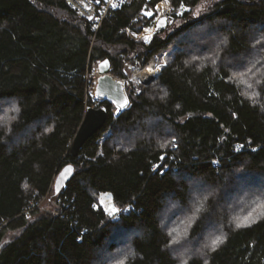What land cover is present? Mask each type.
Masks as SVG:
<instances>
[{
	"label": "trees",
	"instance_id": "16d2710c",
	"mask_svg": "<svg viewBox=\"0 0 264 264\" xmlns=\"http://www.w3.org/2000/svg\"><path fill=\"white\" fill-rule=\"evenodd\" d=\"M126 1L94 33L67 0H0V264H118L109 255L125 246L124 264H264V0H170L183 13L149 45L124 29L149 25L142 11L161 0ZM164 51L148 87L126 81L128 109L99 104L106 123L72 157L94 105L93 63L108 59L127 80L129 66ZM67 165L74 174L55 193ZM187 179L216 188L194 219L174 217L188 207ZM102 193L119 215L99 205ZM166 210L189 220L179 245L162 226ZM210 233L224 237L215 251Z\"/></svg>",
	"mask_w": 264,
	"mask_h": 264
},
{
	"label": "water",
	"instance_id": "95a60500",
	"mask_svg": "<svg viewBox=\"0 0 264 264\" xmlns=\"http://www.w3.org/2000/svg\"><path fill=\"white\" fill-rule=\"evenodd\" d=\"M163 21V23H161ZM168 17H161L157 23L155 30L158 31L166 27ZM99 77L95 86L94 95L100 98L102 102L106 101L111 103L116 109V116L124 110L128 109L130 102L126 93V81L116 78L112 75L111 65L108 59H105L97 64ZM151 79L144 83L149 85ZM126 101V104H125ZM101 102V103H102ZM108 117L107 107L103 104L98 107L87 106L83 120L76 131L69 152L72 157H77L80 149L85 142L97 133L106 123ZM70 168L71 172H65V169ZM63 173V175H61ZM74 174V167L72 165L65 166L56 176L54 180L55 193H58L66 184L71 180ZM111 216V215H110Z\"/></svg>",
	"mask_w": 264,
	"mask_h": 264
},
{
	"label": "rangeland",
	"instance_id": "374dc122",
	"mask_svg": "<svg viewBox=\"0 0 264 264\" xmlns=\"http://www.w3.org/2000/svg\"><path fill=\"white\" fill-rule=\"evenodd\" d=\"M168 3H170V0H169V2ZM170 5H171V3H170ZM160 6V5H159ZM173 9H174V7H172ZM158 9V8H157ZM176 10L174 9L173 10V12H175ZM145 12H150L149 11V9H146L145 10ZM171 13V12H170ZM177 15H181L182 13H183V11H181V9H179V10H177L176 12H175ZM160 15V14H159ZM170 15H173V14H167L165 17H167V16H170ZM158 16V15H157ZM160 16H162L163 17V15H160ZM145 17V16H144ZM147 18V17H146ZM140 43H142V42H140ZM143 44V43H142ZM163 53H165V58H164V63L162 62V65H160V67H159V69H160V71H161V68L165 65V63H166V55H167V53H166V51H164ZM162 53V54H163ZM162 54H160V55H158L159 57L160 56H162ZM98 63L97 62H94L93 63V65L91 66V68L89 69V71H88V73H87V78H86V80H87V84H88V90H89V92H90V94H91V98H92V100H93V103H94V105H93V107H98V105L102 102V100L101 99H99V98H96L95 96H94V93L93 92H91V90H90V88H91V82H92V80H93V78H94V76L95 75H93V68L95 67V65H97ZM144 68H145V66L143 67V68H139V67H137V66H135V65H131V66H129L128 67V69L126 70V75H127V80H125V81H133V82H135V84L136 85H138V86H141V87H148L149 85H145V84H142V82H141V80H139L137 77L135 78L134 77V73H133V69L136 71V74L137 75H139L138 74V72L140 71V72H142L143 70H144ZM93 75V76H92ZM140 77V76H139ZM117 78V77H116ZM143 78V77H142ZM120 79H122V78H120ZM155 79V78H154ZM124 80V79H123ZM115 115H116V109H115ZM188 180V179H187ZM191 180V179H190ZM188 182L190 183V181L188 180ZM190 186H189V204H188V207L186 208V210H185V212H183V211H180L181 209H179V210H177L178 212L174 215V217L175 216H177V214H179V213H183V214H188L189 212H190V209H192L193 208V206H194V209H193V213H197L198 211H197V209H198V206H197V204L199 203V202H201V200H204V199H208L211 195V193L213 194V196H214V194H215V190H216V188H212V189H210V188H208V186H202V184L199 182V181H196L195 180V182L193 181V182H191L190 184H189ZM99 205L101 206V207H103L108 213H110V211H111V209L114 207L117 211H116V213H115V215L117 216V215H119V213H120V210L118 209V208H116L114 205H113V203H112V198H111V194L110 193H102L100 196H99ZM244 205V200H241V198L239 197L238 199H237V201L235 202V204H234V209H236V208H240V206L242 207ZM48 208L50 207L49 205L47 206ZM172 208V207H171ZM170 209V208H169ZM184 210V209H183ZM167 213V214H166ZM193 213H189L187 216H186V218H188V219H194V218H196L195 217V214L193 215ZM180 217H182V214H180ZM187 219V221H185V220H182L181 222H175V221H177V220H171V215L169 216V213L167 212V210L166 211H164L163 212V214H162V217H161V220H162V226L163 227H165V228H167V226L169 225V223H170V225L171 226H169L168 227V234L170 235V237H171V239H172V241L174 240V239H177L178 240V243H173V245H179L180 243H183L184 241H185V238H184V236H186L185 234L186 233H188L187 231H188V227L189 226H184V224H185V222L187 223H189V220ZM235 219H236V216H234L233 215V220L235 221ZM176 223V224H175ZM186 225V224H185ZM221 225H218V224H211L210 226H208L207 227V229H209V230H213L212 232H214V234H215V232H219V227H220ZM217 230V231H216ZM133 233H131L130 235H132ZM13 235V234H12ZM211 236V237H210ZM215 237H217V236H215V235H213V234H209V244L208 245H210V243H211V241L215 238ZM7 238H11V234H7V236H6V239ZM193 243H195L196 244V241H194ZM108 248V247H107ZM107 248H106V250H107ZM202 248V247H201ZM210 247H208V249H209ZM129 247L128 246H125V247H120L118 250H117V252H114V253H112L111 255H109L108 253H106V255H105V258L109 255V257H111V262H113V261H116V259L118 260V264H119V262L120 261H125L126 260V258L128 257V256H130V253L128 252L129 251ZM211 249V248H210ZM108 258V257H107ZM115 258V259H114ZM105 259H104V257H103V259H102V261H104ZM185 261V260H184ZM186 262V261H185ZM179 264H183L182 263V261H180V263Z\"/></svg>",
	"mask_w": 264,
	"mask_h": 264
},
{
	"label": "built area",
	"instance_id": "2783aa9c",
	"mask_svg": "<svg viewBox=\"0 0 264 264\" xmlns=\"http://www.w3.org/2000/svg\"><path fill=\"white\" fill-rule=\"evenodd\" d=\"M152 1L153 0H146V3L149 4ZM126 2H127L126 0H107V2H105V0H100L99 3H95V0H91V2H89V0H67L68 6L72 10H74L80 18L87 20L89 22H92V30L94 33L99 29L102 22L108 17L110 12L120 10L126 4ZM113 3L117 4V7L115 8L111 7ZM161 3H162V0L156 6L155 10H152L151 8H148L147 6H145V8L142 11V15L150 19L151 22L149 23V25L143 27L141 31L137 32L129 28L124 29L126 34L131 39H133L135 42L137 43L142 42L145 45H149L151 43L153 35L156 32L155 30L156 23L162 17L159 15L158 10H157L158 6ZM85 5H88V7H85ZM146 9H149V11L152 13L151 16H147L144 14ZM173 10L174 9L169 3V8L166 14L163 15V17H165L167 14H172ZM89 16L92 17L91 20L88 19ZM145 37H148L147 42H145ZM164 58H165V53H163L162 56L160 57L154 56L150 60V62L145 66L142 72L148 71V69L151 67L152 71L150 72L152 74L144 77L145 79H142L141 77H139V75H137L136 71L133 69L134 77L135 78L137 77L139 80H141L142 84L146 83L147 81L153 78H156L160 73L159 67L160 65H162V62L164 63ZM142 72L139 71L138 74H141ZM41 203L42 201L30 204L28 208L24 211V215L27 218L31 217L32 211L35 208L39 207Z\"/></svg>",
	"mask_w": 264,
	"mask_h": 264
},
{
	"label": "snow or ice",
	"instance_id": "6c2138e0",
	"mask_svg": "<svg viewBox=\"0 0 264 264\" xmlns=\"http://www.w3.org/2000/svg\"><path fill=\"white\" fill-rule=\"evenodd\" d=\"M89 2H91V0H89ZM99 2H100V0H95V3H99ZM105 2H107V0H105ZM162 2L165 3V4H167L169 2V0H162ZM85 7H88V5H85ZM111 7L115 8V7H117V4L113 3L111 5ZM181 7H183V5H181ZM201 10H202V8L201 7H198L196 9V11H195L194 14L195 15H198ZM144 14L147 15V16H151L152 15L151 12H145ZM88 19L91 20L92 17L89 16ZM161 23H163V21H161ZM147 40H148V37H145V42H147ZM148 71H152V69L149 68ZM249 71H251V69H249ZM125 104H126V101H125ZM12 110L15 111V109H12ZM65 172H69L70 173L71 172V169L70 168H67V169H65ZM61 175H63V173ZM116 211L117 210L113 207L111 209V211H110V214L114 215L116 213ZM197 211H199V209H197ZM248 222H249V217H244L242 220H240L239 222L236 223V227L237 228H240V227H243V226H247V223ZM223 239H224L223 235H220V236L215 237L211 241L210 245H208V247H210L212 251H215L216 250V247H218L219 244L223 243ZM172 243H178V240L177 239H174L172 241ZM119 264H124V262L123 261H120ZM184 264H186V262H184Z\"/></svg>",
	"mask_w": 264,
	"mask_h": 264
},
{
	"label": "bare ground",
	"instance_id": "6f19581e",
	"mask_svg": "<svg viewBox=\"0 0 264 264\" xmlns=\"http://www.w3.org/2000/svg\"><path fill=\"white\" fill-rule=\"evenodd\" d=\"M168 8H169V3H167V4H165V3H161L160 4V6H158V13L160 14V15H165L166 14V12H167V10H168ZM97 66V65H96ZM151 68V67H150ZM152 73L150 72V71H144V72H142L141 74H139V76L142 78V79H145L144 77H146V76H149V75H151ZM98 77H99V74H98V70H97V73H96V75L94 76V78H93V80H92V82H91V88H90V90H91V92H93L94 93V91H95V86H96V83H97V79H98ZM95 96V95H94ZM100 99V98H99Z\"/></svg>",
	"mask_w": 264,
	"mask_h": 264
}]
</instances>
